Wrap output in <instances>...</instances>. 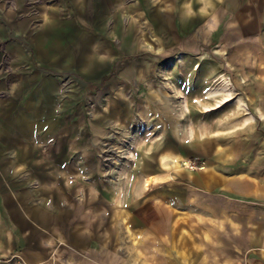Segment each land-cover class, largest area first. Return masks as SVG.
Here are the masks:
<instances>
[{
  "label": "crops",
  "instance_id": "crops-1",
  "mask_svg": "<svg viewBox=\"0 0 264 264\" xmlns=\"http://www.w3.org/2000/svg\"><path fill=\"white\" fill-rule=\"evenodd\" d=\"M32 1L7 10L0 0V65L7 56L14 67L12 75L0 71V91L10 92L0 99V144L20 146L17 166L38 182L8 190L0 184L1 263L264 264V135L251 131L232 147L221 138H184L176 127L143 155L144 181L121 187L77 183L82 174L65 164L59 125L40 124L41 140L30 133L34 93L47 88L51 96L60 74L80 73L91 90L125 83L127 65L112 42L121 39L123 53L129 48L132 15L147 19L146 27L189 64L190 55L205 56L201 51L263 42L264 0ZM249 65L264 80L258 61ZM252 100L251 124L264 125V89ZM122 112L130 115V104ZM247 124L242 129L252 128ZM54 135L56 149L45 151ZM186 161L202 166L192 170Z\"/></svg>",
  "mask_w": 264,
  "mask_h": 264
},
{
  "label": "rangeland",
  "instance_id": "rangeland-1",
  "mask_svg": "<svg viewBox=\"0 0 264 264\" xmlns=\"http://www.w3.org/2000/svg\"><path fill=\"white\" fill-rule=\"evenodd\" d=\"M47 1L51 0L32 2L40 6ZM3 3L7 10L19 9L17 0H3ZM131 22L136 25V34L131 35L129 48L123 53V41L115 38L112 42L115 53L121 55L120 61L127 65L125 83L91 90L90 82L80 73L67 71L54 83L56 88L50 84L51 96L47 88H42L31 99L36 107L35 127L30 128L33 138L41 140L45 136L40 124L47 120L52 122L51 127L59 125L61 129L57 131L66 137L61 151L67 156L65 164L82 174L80 179L72 177L68 181L76 183L78 179L77 183L87 186L98 183L139 186L144 181L143 155L152 152L162 135L176 127L184 138H221L232 147L234 139L248 137L251 131L263 138L264 125L251 124V117L256 115L248 108L254 104L252 95L264 89L263 76L255 72V65H249L250 60L258 61L264 69V41L238 43L237 48L226 45L215 53L201 51L200 55L205 52V56L190 55L188 64L182 59L184 54L172 52L165 38L146 27L147 19L132 15ZM101 52L107 53L106 49ZM1 61L0 71L14 74L11 59L5 56ZM118 91H123L119 98ZM210 92L217 93L209 98ZM9 94L0 91V99H7ZM23 99H18L19 116L24 112ZM126 104L131 106L128 116L122 112ZM247 121L252 128L242 129ZM31 124L28 123L30 127ZM20 135L29 136L27 131ZM57 138L54 135L43 145L45 151L54 152ZM26 140V144H31L30 136ZM6 147L0 144V184L7 190L12 185L38 186V182H29L17 166L20 146ZM189 162L202 166L186 161L185 167ZM0 264L5 263L0 260Z\"/></svg>",
  "mask_w": 264,
  "mask_h": 264
},
{
  "label": "bare ground",
  "instance_id": "bare-ground-1",
  "mask_svg": "<svg viewBox=\"0 0 264 264\" xmlns=\"http://www.w3.org/2000/svg\"><path fill=\"white\" fill-rule=\"evenodd\" d=\"M215 93H217V92H210L211 96H210L209 98L214 97V96H215ZM242 107H245V106L242 105ZM159 180H160V179H159ZM162 180H163V179H162ZM154 182H155V178H154V177L149 178V179L147 180V186H149V188H150V186H151Z\"/></svg>",
  "mask_w": 264,
  "mask_h": 264
},
{
  "label": "built area",
  "instance_id": "built-area-1",
  "mask_svg": "<svg viewBox=\"0 0 264 264\" xmlns=\"http://www.w3.org/2000/svg\"><path fill=\"white\" fill-rule=\"evenodd\" d=\"M187 166L190 168V169H192V170H197V169H199V166H197L195 163H193V162H189V163H187Z\"/></svg>",
  "mask_w": 264,
  "mask_h": 264
},
{
  "label": "trees",
  "instance_id": "trees-1",
  "mask_svg": "<svg viewBox=\"0 0 264 264\" xmlns=\"http://www.w3.org/2000/svg\"><path fill=\"white\" fill-rule=\"evenodd\" d=\"M109 77L105 78L104 81H107Z\"/></svg>",
  "mask_w": 264,
  "mask_h": 264
}]
</instances>
